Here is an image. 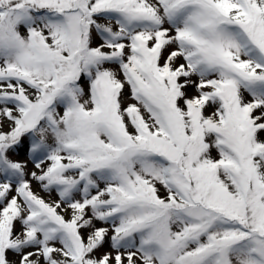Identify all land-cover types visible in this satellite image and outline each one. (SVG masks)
Returning a JSON list of instances; mask_svg holds the SVG:
<instances>
[{
  "label": "snow or ice",
  "instance_id": "1",
  "mask_svg": "<svg viewBox=\"0 0 264 264\" xmlns=\"http://www.w3.org/2000/svg\"><path fill=\"white\" fill-rule=\"evenodd\" d=\"M0 264H264V0H0Z\"/></svg>",
  "mask_w": 264,
  "mask_h": 264
}]
</instances>
